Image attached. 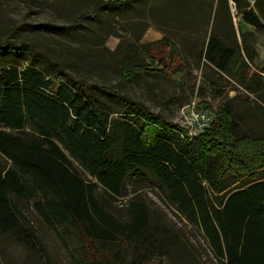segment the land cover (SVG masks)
<instances>
[{
	"label": "trees",
	"instance_id": "obj_1",
	"mask_svg": "<svg viewBox=\"0 0 264 264\" xmlns=\"http://www.w3.org/2000/svg\"><path fill=\"white\" fill-rule=\"evenodd\" d=\"M135 1L100 0L92 14ZM240 15L264 32L252 10ZM86 17L81 14L69 27H79ZM241 35L251 62V50ZM9 39L0 41V53L20 55L26 47L32 61L65 74L68 82L32 62L20 68L0 60V156L8 164L0 168V264H16L1 248L7 242L22 249V264H53L32 214L59 240L70 264H82L78 258L86 255L96 260L94 264H173L187 251L175 231L151 221L150 210L137 195L145 188L162 194L202 236L216 264H264V140L237 136L238 126L224 109L222 123H211L199 133L194 147L184 128L122 95L119 84L76 80L59 64L47 62L30 43L16 47ZM205 50L204 59L221 73L250 71L240 52L215 36ZM127 65L124 58L121 81L146 71L140 64ZM251 77L257 85L250 88L243 79L245 89L264 93V77L258 72ZM242 144L255 147L245 151ZM73 163L94 182L82 178ZM130 195L128 219L121 222L108 211L110 200ZM71 234L81 239L80 247L68 245ZM113 244L131 252L133 260L123 262L119 251L111 256L105 245Z\"/></svg>",
	"mask_w": 264,
	"mask_h": 264
},
{
	"label": "rangeland",
	"instance_id": "obj_2",
	"mask_svg": "<svg viewBox=\"0 0 264 264\" xmlns=\"http://www.w3.org/2000/svg\"><path fill=\"white\" fill-rule=\"evenodd\" d=\"M98 1L0 0V41L8 40L18 28L15 36L9 39L16 47L30 43L47 62L59 64L64 73L76 80L107 87L119 84L118 91L122 95L141 102L166 122L185 128L188 112L196 109L208 114L213 126H219L221 112L228 109L238 126L237 136L264 140V93H250L242 83L245 79L246 86L255 88L257 82L252 79V72L264 77L261 72L264 69V32L247 25L240 15V12L252 10L264 24V0H136L126 7L108 8L97 16L92 14V7ZM81 14L87 17L79 27L71 29L69 26ZM241 34L245 35V46L251 50V62L242 48ZM211 36L239 51L250 71L240 69L231 76L207 62L204 54ZM162 39L165 42L150 47L152 42ZM23 49L20 55L1 52V63L19 64L22 68L32 62L48 75L68 82L65 74L45 67L40 60L32 61L26 47ZM124 58L128 60L127 67L140 64L146 71L121 81ZM191 143L195 147L197 138ZM254 147L240 146L245 151H252ZM73 164L82 178L94 182L77 163ZM1 167L7 168L8 164L0 156ZM137 195L150 210L155 225L171 229L180 237L187 254L173 264H216L205 250L202 236L168 206L162 194L156 189L145 188ZM96 196L101 197V192ZM132 196L112 198L108 211L126 222L125 208ZM30 216L52 263L70 264L59 240L35 214ZM66 240L72 247L82 245L81 239L74 234ZM1 248L6 249L12 263L22 264L21 248L8 242L1 244ZM105 249L111 256L119 251L123 262L133 260L132 253L121 249L119 244L105 245ZM78 259L82 264L96 262L87 255ZM164 264L169 263L165 260Z\"/></svg>",
	"mask_w": 264,
	"mask_h": 264
},
{
	"label": "built area",
	"instance_id": "obj_3",
	"mask_svg": "<svg viewBox=\"0 0 264 264\" xmlns=\"http://www.w3.org/2000/svg\"><path fill=\"white\" fill-rule=\"evenodd\" d=\"M186 136L189 140L196 138L197 134L209 128L212 121L208 114L196 109L190 110L186 117Z\"/></svg>",
	"mask_w": 264,
	"mask_h": 264
}]
</instances>
